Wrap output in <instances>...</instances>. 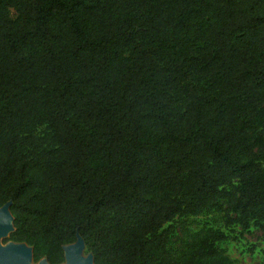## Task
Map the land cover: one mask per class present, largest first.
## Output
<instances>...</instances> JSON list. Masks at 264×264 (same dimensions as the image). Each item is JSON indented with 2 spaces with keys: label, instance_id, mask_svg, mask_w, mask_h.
Segmentation results:
<instances>
[{
  "label": "trees",
  "instance_id": "1",
  "mask_svg": "<svg viewBox=\"0 0 264 264\" xmlns=\"http://www.w3.org/2000/svg\"><path fill=\"white\" fill-rule=\"evenodd\" d=\"M34 263L233 264L264 234V0H0V208Z\"/></svg>",
  "mask_w": 264,
  "mask_h": 264
},
{
  "label": "rangeland",
  "instance_id": "2",
  "mask_svg": "<svg viewBox=\"0 0 264 264\" xmlns=\"http://www.w3.org/2000/svg\"><path fill=\"white\" fill-rule=\"evenodd\" d=\"M173 228V248L183 249L186 241L190 242L191 237L208 229L221 230L228 239L218 244V249L227 256L233 264H264V234L255 226L248 231H243L240 226L226 228L224 215L210 213L199 218L177 220L171 225ZM9 235L1 238V244L7 246L11 243H4ZM90 254L85 249L82 257Z\"/></svg>",
  "mask_w": 264,
  "mask_h": 264
},
{
  "label": "water",
  "instance_id": "3",
  "mask_svg": "<svg viewBox=\"0 0 264 264\" xmlns=\"http://www.w3.org/2000/svg\"><path fill=\"white\" fill-rule=\"evenodd\" d=\"M11 204H6L0 208V240L14 230V219L10 211ZM11 244L3 246L0 241V264H36L33 260V249L26 244ZM86 249L81 237L75 244L64 247V264H95L92 254L82 257ZM38 264H49L47 259H43Z\"/></svg>",
  "mask_w": 264,
  "mask_h": 264
}]
</instances>
